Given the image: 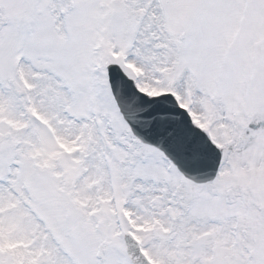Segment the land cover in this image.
Segmentation results:
<instances>
[{
	"label": "snow or ice",
	"instance_id": "snow-or-ice-1",
	"mask_svg": "<svg viewBox=\"0 0 264 264\" xmlns=\"http://www.w3.org/2000/svg\"><path fill=\"white\" fill-rule=\"evenodd\" d=\"M0 264H264V0H0Z\"/></svg>",
	"mask_w": 264,
	"mask_h": 264
}]
</instances>
